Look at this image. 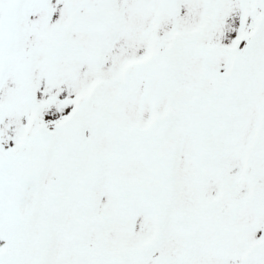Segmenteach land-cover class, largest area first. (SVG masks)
<instances>
[{
	"label": "snow or ice",
	"instance_id": "1",
	"mask_svg": "<svg viewBox=\"0 0 264 264\" xmlns=\"http://www.w3.org/2000/svg\"><path fill=\"white\" fill-rule=\"evenodd\" d=\"M0 264H264V0H0Z\"/></svg>",
	"mask_w": 264,
	"mask_h": 264
}]
</instances>
